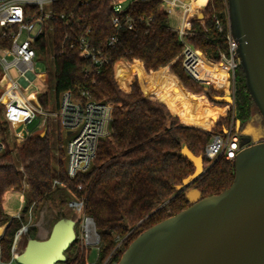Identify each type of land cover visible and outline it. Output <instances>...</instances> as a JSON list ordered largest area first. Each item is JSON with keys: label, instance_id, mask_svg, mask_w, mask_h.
<instances>
[{"label": "trees", "instance_id": "16d2710c", "mask_svg": "<svg viewBox=\"0 0 264 264\" xmlns=\"http://www.w3.org/2000/svg\"><path fill=\"white\" fill-rule=\"evenodd\" d=\"M115 2L56 0L50 8L49 28L34 45L46 65L55 107L64 92L75 97L87 93L92 100L112 107L108 135L100 140L86 172L74 179L67 177L68 139L57 124L51 123L43 136L34 134L15 147L0 116V138L5 145L0 153V227H5L0 238L1 264L10 263L15 234L27 224L32 204L36 212L45 204L52 205L57 222L67 219L64 210L70 201L81 202L82 216L95 224L99 242L93 264H117L141 233L189 207L187 190L196 189L205 198L219 195L232 184L234 160L220 156L187 190L176 191L175 187L194 172L193 166L179 156L182 146L201 156L204 165L209 163L204 156L206 145L232 120L240 123L239 141L245 130L253 140H264L262 119L256 128L249 126L255 120L253 114L259 113L238 65L234 72V117L229 110L226 117L205 131L227 107L210 105H219L213 101L219 94L212 88L203 89L185 75L184 46L171 27L162 1L133 0L120 13L113 10ZM204 16L203 21H191L184 37L197 51L187 67L201 84L225 90L226 68L222 63L207 62L202 55L213 63L229 56L227 0H208ZM114 17L118 27L112 24ZM82 41L97 63L83 56ZM135 60L128 69L118 68L123 62ZM167 66L187 91L207 96L210 104L203 96L184 90ZM116 70L121 85L135 76L140 87L134 81L129 93L121 91L115 80ZM49 98L48 92L39 96L44 111L49 110ZM54 180L59 185L53 186ZM20 196L24 203L16 218L10 210ZM28 231V239H36V228ZM119 240L122 242L116 248ZM64 255L65 261L57 264H91L90 251L77 234Z\"/></svg>", "mask_w": 264, "mask_h": 264}, {"label": "water", "instance_id": "95a60500", "mask_svg": "<svg viewBox=\"0 0 264 264\" xmlns=\"http://www.w3.org/2000/svg\"><path fill=\"white\" fill-rule=\"evenodd\" d=\"M227 12L246 91L264 122V0H227ZM213 101L233 102L225 96ZM239 146L232 184L219 195L205 198L196 189H187L208 168L201 156L182 146L179 156L194 172L175 190H187L189 207L141 233L117 264H264V140L244 135ZM84 221L98 242L93 220ZM74 227L71 219L58 220L47 239H28L15 262H64V252L76 239Z\"/></svg>", "mask_w": 264, "mask_h": 264}, {"label": "built area", "instance_id": "2783aa9c", "mask_svg": "<svg viewBox=\"0 0 264 264\" xmlns=\"http://www.w3.org/2000/svg\"><path fill=\"white\" fill-rule=\"evenodd\" d=\"M55 1L0 0V116L17 146L31 136L39 125H47L50 120H54L68 139L65 147L66 175L69 179H74L78 174L84 173L90 168L96 157L100 140L108 135L113 111L110 105L92 100L87 93L75 97L70 92H64L60 95L58 105L52 113L42 109L39 96L47 92L46 65L38 55L34 45L37 38L45 34L49 28L50 8ZM161 1L169 14L170 21L174 12L179 11L181 14L182 18L177 19L176 24L174 26L171 24V27L177 32L179 40L184 46L182 66L184 65L187 69L189 61L197 51L193 50L184 37L190 30L193 15L196 16V9L192 7L190 1ZM113 10L115 13L124 10L120 0H116ZM112 24L114 27H118L119 23L116 17L112 19ZM216 24L219 27L218 22ZM227 41L229 56L227 58L222 57L221 61L226 62L224 64L228 67L227 75L228 78L231 76L234 88V72L238 64L235 55L236 44L231 38L229 30ZM81 44L83 56L92 58L94 63H97L98 61L88 49L86 42L82 41ZM38 64L44 66L43 72L37 71L36 66ZM11 71L15 72V77L10 74ZM34 80L40 81L45 86L44 90L41 92L31 90ZM27 92L29 94H26ZM233 94L234 90L230 96L232 101H234ZM31 120L35 121V124L28 126ZM235 131L236 125L233 122L227 131L211 137L204 149V156L210 164L220 156H224L228 161L235 159L241 150L239 136ZM68 132L69 135H66ZM4 149L5 145L0 138V153ZM56 185H59V181L54 180L53 186ZM33 206L34 204L31 205L27 213V220L28 217L30 218ZM68 207L77 214L82 213L81 202L70 201ZM19 213L20 211L14 216L19 218ZM28 229V225L25 224L16 232L15 244L11 248L10 263L15 261L21 236L26 235Z\"/></svg>", "mask_w": 264, "mask_h": 264}, {"label": "rangeland", "instance_id": "374dc122", "mask_svg": "<svg viewBox=\"0 0 264 264\" xmlns=\"http://www.w3.org/2000/svg\"><path fill=\"white\" fill-rule=\"evenodd\" d=\"M132 1L133 0H120V4H121L122 9H125L129 5V3H131ZM204 3H205V0H202V3L199 4L200 5L199 8H201L204 5ZM195 13H196V16L193 15V17H192L193 20L203 21L205 19L204 9L197 10ZM171 19H172L171 20V24L174 26L176 24V20L174 19V16H172ZM220 63H222L223 67H225L226 62L224 60L220 61ZM43 67L44 66L42 64L41 65L38 64V66H36V69H37V71L39 70V72H43L44 71V68ZM10 74L13 77L16 76L14 71H11ZM46 82H45L46 83V90H47V92L49 93V95L51 97V98H49V110L47 112L52 113L55 110V104H54L53 95L51 93V89H50V84H49V81H48V77L46 78ZM227 82H228L227 88L225 90H222V93H223L222 96L223 97L224 96L225 97H230L231 96V92L233 90V84H232V78H231V76H230V78H228V81ZM118 87H119V85H118ZM44 88H45V86L40 81L34 80L33 83H32L31 90H37V91H40L41 92L42 90H44ZM26 94H29V92H27ZM233 103H234V101L232 102V104H228V105H229V110H231V114H232L231 116L234 117ZM0 114H1V108H0ZM253 116H254L255 120L249 126H252V127L256 128L257 125H258V123H260L261 117L259 115H256V114H253ZM233 122H234V120H233ZM233 122L231 121L230 124H229V126L227 128H225L224 130L227 131L230 128V126L232 125ZM33 123H35V121ZM33 123L30 122L28 124V126L29 125H33ZM51 123H55L56 124V122L54 120H50L47 123V125L41 124V125H39V127H37L34 130V132L32 133V135L39 134L40 136H43L45 134V132L48 130V128H51V126H50ZM235 125H236V131L235 132L237 134L240 131V123L237 122ZM199 129H201V128H199ZM202 130H204V129H202ZM247 131L248 130H245L244 132L241 131V132H243L244 135H245V133ZM53 138L55 140L56 139V136L54 135ZM260 141H263V140H260ZM16 146H17V144L15 143V147ZM209 165H210V163H206L204 165V167L207 168ZM23 203H24V198L22 196H20L17 200H15L14 203H12V207H11L12 209L10 210V214L12 216L16 215V213L18 211H20V209L22 208ZM19 205H21L20 209L15 212L14 211L15 208H17ZM64 213L66 214L67 219H71V220H73L75 222V227H74L75 232H76L75 235L77 234V238L80 241L83 242L84 246L87 249H89V251H90L89 262L91 264H93L95 262V260H96V256H97V244H98L99 241L97 242L96 239H95V237H93V238L91 237L90 240H88V231H87V227H85V221H84L85 218L82 216V213L81 214H77L72 208H69L68 205H67V207H65ZM56 216H57V212L55 211V209L53 208V206L50 205V204H45L41 208V210L39 212L34 211L33 210V207H32V213L30 215V218L28 217V221H27V225L29 227L28 230H31L33 228H36V230H37L36 231V236H35L36 239L45 240V239L48 238V236L50 234V231L52 229V226L56 222ZM3 230H5V227H0V235L2 234ZM27 234L21 236V240H20L21 243L19 242V245H18V249L19 250L17 249L16 256L18 254H20L21 252H23V250H24V248L26 246V242L28 240ZM85 239H87L88 245L86 244ZM121 242H122V240H119L118 241V243L116 245V248H119L120 247ZM10 264H18V263H16L15 261H13Z\"/></svg>", "mask_w": 264, "mask_h": 264}, {"label": "crops", "instance_id": "0c3cea01", "mask_svg": "<svg viewBox=\"0 0 264 264\" xmlns=\"http://www.w3.org/2000/svg\"><path fill=\"white\" fill-rule=\"evenodd\" d=\"M182 1H185V2H188V1H190V2H194V4L195 5H197V7L198 8H195L196 9V11L197 10H201V9H204V7H205V5H206V3L208 2V0H205V3H204V5L201 7V8H199L200 7V3H202V0H182ZM173 16H174V19L175 20H177V19H180V18H182L181 17V14L179 13V11H176V12H174L173 13ZM198 54H200L199 52H198ZM200 55H202V54H200ZM202 57L207 61V62H210L211 64H214V65H218V64H220V62L219 63H213V62H211V61H209V60H207L203 55H202ZM137 60H135V61H133L132 63H128V62H123V63H121L119 66H118V68L119 67H124V68H126V69H128V67H130L131 65H133L134 64V62H136ZM141 63V62H140ZM142 64V63H141ZM165 68V67H164ZM167 68V70H168V72L170 73V74H172L171 72H170V70H169V66H167L166 67ZM142 69L144 70V68H143V64H142ZM161 69V68H160ZM183 70H184V72H185V75L188 77V78H190L191 80H193L194 81V83H196V84H198L199 86H201L203 89H209V88H212L217 94H219V96H217V97H223L222 96V90H218L213 84H208V85H203V84H201L200 82H198L197 80H196V78H194V76H193V74L190 72V70H188V67H187V69L184 67V65H183ZM158 71V70H157ZM156 71V72H157ZM144 72H145V70H144ZM146 73V72H145ZM151 73H154V72H151ZM151 73H147V74H151ZM173 75V74H172ZM174 76V75H173ZM228 76V75H227ZM175 77V76H174ZM176 78V77H175ZM177 79V78H176ZM115 80H116V82H117V84L119 85V87H120V89L123 91V92H125V93H129L130 91H131V86H132V84H133V82L134 81H137L138 82V85H139V87H140V83H139V81H138V78L137 77H135V76H133L131 79H129V80H126L122 85L118 82V80H117V70L115 71ZM178 80V79H177ZM228 81V80H227ZM178 82H179V80H178ZM180 83V82H179ZM180 85H181V83H180ZM227 85H228V82H227ZM182 86V85H181ZM183 87V86H182ZM184 88V87H183ZM141 89V88H140ZM184 90H186L185 88H184ZM187 91V90H186ZM187 92H189V91H187ZM190 94H193V93H191V92H189ZM193 95H195V96H203L204 98H205V100L207 101V103H209L210 104V102H209V100H208V98H207V96H205V95H196V94H193ZM149 97V96H148ZM150 98V97H149ZM213 98H215V97H213ZM156 101V100H155ZM159 102V101H158ZM161 103V102H160ZM163 104V103H162ZM164 105V104H163ZM210 105H212V106H221V107H227V110H226V112H225V114L224 115H222V116H219L218 118H217V120H216V122L211 126V128L209 129V130H206V131H210L215 125H216V123L218 122V120L220 119V118H224V117H226L227 115H228V113H229V105L228 104H222V103H219V105H213V104H210ZM165 106V105H164ZM166 107V106H165ZM167 108V107H166ZM168 109V108H167ZM168 111H169V109H168ZM169 113H170V111H169ZM171 114V113H170ZM172 115V114H171ZM173 116V115H172ZM175 117V116H174ZM178 118V117H177ZM179 119V118H178ZM180 121V120H179ZM233 121V120H232ZM180 123H181V121H180ZM182 124V123H181ZM183 125H185V124H183ZM185 126H187V125H185ZM192 127V126H191ZM224 131L225 130H223V133H224ZM20 207H21V205H19L17 208H15V212L17 211V210H19L20 209Z\"/></svg>", "mask_w": 264, "mask_h": 264}, {"label": "bare ground", "instance_id": "6f19581e", "mask_svg": "<svg viewBox=\"0 0 264 264\" xmlns=\"http://www.w3.org/2000/svg\"><path fill=\"white\" fill-rule=\"evenodd\" d=\"M190 3H191V5H192L193 8H198L197 5H195V4L193 3V1L190 2ZM225 68H226V70H228V67H227L226 65H225ZM30 122L33 123L32 120H31ZM34 124H35V123H33V125H34ZM87 231H88V240H90V238H91V237L93 238L94 236H93V234H92V231H91V228H90L89 225L87 226ZM20 243H21V242H20ZM19 247H20V246H19ZM18 250H19V249H18Z\"/></svg>", "mask_w": 264, "mask_h": 264}, {"label": "flooded vegetation", "instance_id": "af4514ba", "mask_svg": "<svg viewBox=\"0 0 264 264\" xmlns=\"http://www.w3.org/2000/svg\"><path fill=\"white\" fill-rule=\"evenodd\" d=\"M241 141V140H240ZM240 141H239V144H240Z\"/></svg>", "mask_w": 264, "mask_h": 264}]
</instances>
